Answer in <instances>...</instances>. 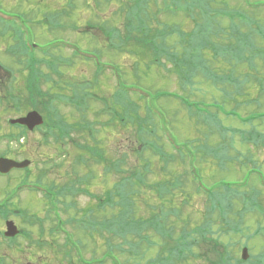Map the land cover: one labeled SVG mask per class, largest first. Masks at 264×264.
<instances>
[{
  "label": "rangeland",
  "instance_id": "obj_1",
  "mask_svg": "<svg viewBox=\"0 0 264 264\" xmlns=\"http://www.w3.org/2000/svg\"><path fill=\"white\" fill-rule=\"evenodd\" d=\"M213 6H216L218 10H231V19H236L234 24L239 28V32L237 36H233L232 32L235 26L231 21L226 19L215 20L214 22L217 21L219 30L213 32L216 35L210 34L212 36L211 42L214 43L215 40L225 47L239 40L242 49L239 52L222 51L215 58L211 47L205 48L201 52L205 60V67L208 68L207 73L206 75L203 73L204 66L198 63L201 70L192 78L180 74L176 60L170 59L168 61L167 58L161 57L162 64L155 63L152 58L153 55L152 57L149 56V48H143L145 47L142 45L144 44L143 41L140 42L142 44L139 42L132 44V48L135 45L139 49L134 54L125 44H122L119 50L111 51L107 40L108 33L111 32L112 34L111 27H122L123 17L126 15V11L120 10L121 4L117 0H112L111 3H106L103 0H0V14L8 15V11L27 19V24L30 27L27 25L29 30L24 27L26 31L25 41L28 38L35 46H43L51 40L60 42L65 39L82 56L99 52V56L94 55L102 64L108 67L115 64L114 71L120 81L126 86L134 84L137 87L136 90L142 93L144 107L155 106L156 113H160L164 117L169 131L181 142L180 144L185 145L183 150L193 153L192 162L196 161L195 158L201 157L200 164L195 165L193 170L197 177L201 176V182L206 183L207 187H211L217 181L243 182L246 180V174L252 166H254V171L264 175V142L258 146L259 149L255 147L260 141L264 140V0H247V2L244 0H216ZM161 21L168 24L170 28H173L174 25H180L184 30L190 31L193 27L191 21L187 20L182 23L181 19L176 17L171 19L162 16ZM218 32L219 35H217ZM125 33L120 32L118 34L120 37L117 35L116 40L123 42ZM125 36L129 37L130 34ZM176 39V36L167 37V48L181 53ZM12 47L13 43L9 34H5L0 27V66L2 68L0 77L6 78L9 73L5 72L13 70V77L16 79L11 82L17 83V90L24 91V78L16 71L18 57L13 53L8 55ZM15 50L20 54V47L15 48ZM162 51L165 50L162 49ZM259 51L263 53L262 57L258 55ZM71 52L70 49L67 51L62 50V52L59 51L55 55L61 54L62 56L71 57ZM147 54L148 57H145ZM37 56L43 57L39 53H37ZM138 56H141V61L137 62L136 57ZM252 57H255V59L253 60ZM20 58L23 62L25 61V56ZM86 62L85 58L82 57L76 60L72 69H70L71 67L66 68L68 75L63 81L67 83V87H69V83L83 82L84 85L85 82L92 79L93 65L86 64ZM18 64H21L20 61ZM21 65L24 66L23 63ZM104 74L100 77L99 88H93L90 92L101 95L105 100L109 98L113 100L112 95L116 94L117 78L111 70ZM5 85H7V81L0 84L1 92L8 96V92L11 90H6ZM49 86L43 85V91L48 92ZM121 87L127 93H132L137 98L140 97L138 93L128 92L124 85H121ZM54 91L64 95L69 94L68 89L60 87L55 88ZM12 92L19 95L17 91ZM22 95L24 97L23 92ZM184 103L188 106L193 105L192 113H189L187 108L184 107ZM7 106L4 101L0 104L1 123L5 126L3 130L5 133H9L10 128H12L8 129L9 120L17 116L16 113L11 114L12 111L9 112ZM23 107L24 105L22 109ZM103 107L100 103L88 102L89 109L85 112L86 120L88 122L99 121V124L93 127L94 131L97 132V141L93 139L94 144L89 142L88 140L92 136L85 132L74 134L70 144L66 147L64 160L55 161L59 164V169L54 167L53 161L58 158V152L63 147H60L57 144L59 142L56 140H46L42 137V133L30 134L27 138L29 144L12 145L14 149L26 146L25 155H31L32 166L29 170L32 175L31 180L44 185L54 183L58 186L63 198L65 194L73 196V192L63 190L64 186H78L79 183H82L78 180L79 176L85 178L89 174L96 175V179L92 181L89 188L94 194L103 197L104 192L107 191L106 189H113L117 184L120 174H115V172L105 173L104 165L95 164L93 161H88V164L87 161H84L82 165L79 162L80 157L84 156V159H88L89 154L86 150L90 145L100 147L105 156L112 161L121 162L123 164V167L120 168L121 171L132 172L133 168L139 167L138 162H135L137 157L133 155L139 145V142L135 140V131L125 133L107 126V118L100 117L97 114ZM115 108L118 109V107ZM61 112L69 120V124L78 121L80 118L71 106H66V109L65 106H62ZM204 120L207 121L204 123ZM86 128L88 130V126ZM248 135L251 140H244L242 143L240 136L245 138ZM4 143L1 144L2 147L8 146L6 142ZM161 144L165 152L172 153L164 142ZM206 155L208 158L205 157ZM152 161L158 166L157 159L152 157ZM105 165L107 166V164ZM173 168L179 173L188 169L179 167L177 163L173 165ZM257 176H252L250 186L253 185L259 190L262 197L260 207H262L264 205V190L261 189V185L264 186V183ZM161 177L159 173L154 176L151 175L147 183H154L160 180ZM15 179L21 181L24 179V175L20 174L19 177L12 175L9 179H0V202L4 200L6 193L11 194L16 189H11L15 186L13 184ZM136 188L140 191L138 186ZM189 190L191 195L194 194L193 187H189ZM76 200L80 207L93 205L96 202L86 195L77 197ZM134 202L133 216L137 219L148 220L151 213L148 212L146 203L155 204L154 198L143 192L134 198ZM11 209L26 210L24 213H27L29 218L25 215L26 219L11 217L10 220L12 219L19 229L32 231L33 239L36 236L39 237L41 226L43 227L45 246L40 251L34 247L30 248L29 243L19 237L16 240L18 246L14 247L16 249L11 250V243H7L0 236V259L2 257L6 258L4 264H62V258L51 251L54 245H50V243H53L55 238L51 237L49 230L46 231L52 224L50 221L45 220L50 208L44 201L43 195L22 191L13 200ZM117 212L118 209L110 210L107 217L112 214L115 215ZM183 212H185L182 216L184 219L186 214L191 217V223L187 227L188 230L194 229L204 221V216L209 214L206 197L204 195L201 198L195 197L191 207L184 208ZM35 216L38 220L45 221L39 223V226L36 223H30ZM61 217L63 220L69 218L67 214H61ZM98 219L101 223L93 237L84 238L71 225L66 227L67 233L72 232L77 240L80 239L77 241L78 243L86 245L85 251L83 250L84 256L87 259L99 258L106 251L108 245H114L118 251L117 253L126 264H140V259L123 256L127 253L120 249L121 245L117 244V238L105 239V237L112 234L103 226L104 219L102 215ZM175 221L173 219L172 226ZM182 228H185L183 223L174 227L173 232L176 237ZM213 228L216 233L215 238L218 237L221 243L229 245L227 256L232 257L234 260L231 264H256L258 258L264 254V212L262 210L257 209L254 214L245 218L242 234L237 236L228 235V231H225L219 222ZM0 231H5L3 220L0 221ZM102 231L108 233L105 232V235H103ZM61 239V237H58L60 243H63ZM152 239L154 241L156 239V243L149 241L143 248V252L148 250L145 258L142 259L143 262L140 261L145 262L144 264H147L151 259H156L158 254L165 249L161 245L156 248L155 244L159 245L160 240L154 236H152ZM244 245H247L249 249V258L246 261L241 257ZM55 248L56 251L61 252L60 245H55ZM207 249L208 243L203 244L200 242L195 249L198 259H195V261L189 259L190 261L185 264H215L218 262L219 257L222 256V250L218 249L216 255L203 256ZM73 260L76 261L75 258ZM106 264H110V262Z\"/></svg>",
  "mask_w": 264,
  "mask_h": 264
},
{
  "label": "trees",
  "instance_id": "obj_2",
  "mask_svg": "<svg viewBox=\"0 0 264 264\" xmlns=\"http://www.w3.org/2000/svg\"><path fill=\"white\" fill-rule=\"evenodd\" d=\"M103 1L111 3L112 0ZM215 1L216 0H117V2L121 4L120 10L126 11V15L123 17L124 23L122 27H111L112 34L110 32L107 36V40L110 44L109 48L111 51L119 50L120 46L125 44L134 54L137 52L136 50L139 49L135 45L132 48V44L134 42L140 43L143 41L144 44H140L145 46L143 47L144 49L149 48V56L152 57L153 55L152 58L155 63L161 65V57L167 58L168 61H170V59L173 61L176 60L180 74L186 77L191 76L189 78L194 77L195 74L200 72V65H203V73L206 75L208 68L205 67V60L201 52L205 48L211 47L215 58H217L222 51L228 52L231 50L239 52L242 49L239 40L238 44L233 45V43H231L230 46L225 47H223L222 43L215 40L214 43L211 42L212 36L210 34L219 30L217 21L214 22L215 20L226 19L233 24L236 20L231 19V10H218L216 6H213ZM244 1L247 2V0ZM162 16H167L171 19L176 17L181 19L182 23L189 20L193 24V27L190 31L184 30L180 25H174L173 28H170L168 24L161 21ZM25 22L27 23L28 21ZM234 26L232 34L233 36H237L239 28H237L235 24ZM0 27L5 34H9L12 40L13 47L9 52L18 57L16 60L18 66L16 71L24 78V91L17 90V83L15 82L7 83V85L4 86L6 90H11L8 94H14L12 91H17L21 96L14 100L15 104L23 105V100L26 106H35V104L38 103L36 108L50 119L51 115L55 116V113L51 112L56 111L58 104L68 102L70 106L81 113L79 121H75V124H69L70 129L67 135L70 141L73 137L72 132L77 131L78 128L81 130L77 131L75 134H79V132L89 133L90 136H92L90 137L92 141L93 139L97 141V132L94 131L93 127L98 125L99 121L88 122L85 112L89 109V101H94L95 103L100 102L104 107L98 111L97 114L100 117L107 118L106 125L110 128L122 130L125 133L135 131V140L139 142V148H137L133 154L137 157L135 162H138L139 167L133 168L132 172L125 170L121 171L120 168L123 167L121 162L118 163L119 161H112L110 158H107L97 146H88L86 152L89 154L90 159L94 161L95 164L104 165L105 173L115 172V174H120V179L117 184L113 189H108L103 197L94 194L90 190L89 187L92 181L89 182L90 180L87 178L79 177L78 180L82 183H79L78 186H64L63 190L70 193L73 192V196L65 194L63 198L59 192L58 186L52 183L51 190L57 191L55 199L57 202L56 204L59 203L60 206L63 207V210L68 213L69 218L60 222L54 219V217L51 218L48 214L51 219L52 227L46 229V231L49 230L51 237L53 236L55 238L53 239V243H50V245H54L51 251L55 252V245H60L57 235L63 234L62 228L65 226L71 225V227L77 229L84 238H89V236L93 237L95 235L94 233L98 231V227L101 223L98 218L102 215L104 219L102 222L103 226L112 234L105 237V239L117 238V244L121 245L120 249L127 253L123 255L125 257L132 256L134 259H140V261H142L148 251L143 252V248L147 242L154 241L152 239V236H154L160 240V244H155V247L157 248L161 245L162 248L165 247L166 252L164 249L163 252L161 251L158 254L156 259L149 260L150 262L148 261L149 263L147 262V264H185L190 261L189 259L195 261V259H198L195 249L200 242L203 244L208 243V249L203 256H207L208 254L216 255L218 249L222 250V256L219 257L218 262L215 264L233 263V258L227 256L229 254V245H224L220 242L218 237L215 238L216 233L213 230V226L219 222V224L224 227V230L228 231V235L236 236L242 234L245 218L254 214L257 209L262 208L260 207L262 197L259 190L253 187V185L244 187L246 185L238 186V184L228 181L214 182L209 189L200 179L197 181L195 175L192 176V172L189 171V169L183 170L182 173L177 172L174 170L173 165L177 163L179 167L187 168L188 155L184 153L185 151H180L177 155L173 153L174 150L172 151L165 142L164 135L160 129L158 131L156 121L153 114L150 113L148 106H143V97L140 96L137 98L135 95H130V93H127L121 86H119L118 91L116 90V94L112 95L113 100L110 98L105 100L104 97L101 98L95 92H90L93 88H99L100 77L105 75L103 67L99 65L94 69L92 79L85 82L84 85L83 82L69 83V87H67V83L63 80L68 75L66 68L71 67L70 69H72L77 60L75 53H73L71 57L62 56L61 54H57L58 56H56L55 54L59 51L62 52L63 48H60V42H58V40H51L47 42L44 47H38L44 54L43 57L35 56L32 42H27V39L25 41L24 32L17 23L12 21L6 22V20L0 19ZM120 32L125 33L123 35V42L115 38ZM126 34H130V36L126 37ZM217 35H219V32ZM118 36L120 37V35ZM169 36H176V43L181 53H178L177 50L172 51L167 48L166 40ZM17 47L21 48L20 54L15 50ZM162 49L165 51H162ZM93 54L99 56V52H93ZM262 54L263 53H259V56L262 57ZM24 56L25 61L23 62L20 57ZM140 57L141 56L136 57L137 62L141 61ZM145 57H148V54L145 55ZM19 61L21 64L23 63L24 66L18 64ZM198 63H200V65ZM5 73H9L10 76L6 74V78L16 79L13 77V70ZM43 85H50L48 92L43 91ZM122 85L126 88L124 83ZM131 86L133 87L132 89L136 90L134 84H131L130 87ZM58 87L69 90L68 98L67 95L54 91V89ZM22 92L27 93V96L23 97ZM46 96L48 97L45 98ZM40 104L44 105L41 106ZM115 107H118L119 110ZM189 108H192V106L187 107V109ZM87 126L88 130L86 128ZM47 128L49 134L59 139H62L66 134L63 122L56 126H54V124L51 126L47 125ZM163 142L172 153L164 151L163 145L161 144ZM152 157L158 160V166L153 163ZM205 157H207V155ZM196 159V163L198 164L199 161H201V157H197ZM84 161L87 160H85L83 156L80 157L79 162L82 164ZM105 164H107V166ZM157 173L162 176L160 180L148 184L147 181H149V177ZM95 179L96 175H93L92 180ZM136 186L139 187L140 191ZM189 187L194 188V194H190L191 191ZM143 192L151 195L156 202L151 205L146 203V208L148 212L151 213V217L148 220L137 219L133 216V208L135 207L134 198ZM83 195L90 197L96 202L93 203V205L80 207L76 198ZM203 195H205L207 199V210L209 214L204 216V221L201 224L197 225L194 229L188 230L187 227H189L191 223V217L186 214V218L184 219L182 217L185 213L183 210L184 208L191 207L195 197L201 198ZM53 198H55V195H53ZM235 202L237 203L235 204ZM237 204L238 206L236 207ZM114 209H118L117 214H112L110 217H107L109 211ZM262 212H264V208H262ZM173 219L176 221L172 226L171 223ZM34 220H36L37 223L39 222L36 217ZM39 223H43V221ZM181 223L184 224L185 228H182L179 231V235L176 237L173 229ZM107 231H102V234L105 235ZM40 232L39 237L31 239L30 241V244L34 245V248L39 251L45 246L43 242L45 233L43 234L44 229L42 226ZM26 236L32 238V233L30 232ZM77 241H73L72 236L67 234V236L64 237L63 243L66 248H72L73 246L78 248L79 246L81 250L85 251L86 245H82ZM117 252L114 245H108L106 251L103 252L102 256L99 258L93 257L91 259H84L82 255L78 253V263L106 264L111 261V264H126ZM59 253L63 254L64 260H66L65 262H68V264H77V262L70 259V257L66 259L67 254L64 248L63 252ZM5 260V257L1 258L0 264H4ZM140 261V264L145 263Z\"/></svg>",
  "mask_w": 264,
  "mask_h": 264
},
{
  "label": "flooded vegetation",
  "instance_id": "obj_3",
  "mask_svg": "<svg viewBox=\"0 0 264 264\" xmlns=\"http://www.w3.org/2000/svg\"><path fill=\"white\" fill-rule=\"evenodd\" d=\"M1 70L2 69L0 68V75L2 74ZM12 80L13 79H11V78H8V80H7V78L0 77V84L1 83H5L6 81H7V83H10ZM25 96H27V93H24V97ZM17 97H21V96L20 95H16V94H9L8 96H6L5 94H3L1 92V86H0V104H2V102L4 101L8 105L7 106L9 108L8 111L10 112V110H11L12 111V112H10L11 114H14V113L17 114V116L11 118L9 120V122L11 120H13V119H18V118L24 117V116H26V114H28V113H30L32 111H37L34 108H36L38 106V103H36L35 106H28V108L26 110H23L22 107H21V104H15V102H14V100ZM47 97L48 96H46L45 98H47ZM9 101H10V103H8ZM40 105L43 106L44 104H40ZM51 113H53V112H51ZM41 115H43V117L46 116L44 113H42ZM57 117H59V115ZM1 120L2 119L0 117V159L4 158V159L13 160V161H16V162H23V161H25L27 159L31 160L30 159L31 155H25V153L27 151V149L25 148L26 146H23V148H20V149H18V148L14 149L12 147V145H20V146H22L23 143H26L27 138L30 136V134H41L40 130H38V128H36V129H34V131L31 132V131H28L26 127H23V126H20V125H11V123H10L9 126H8V129L10 127H12V128H10V132L9 133H5L3 131L5 129V126L1 123ZM58 122H59L58 120L55 121L54 126H56L58 124ZM21 132L26 133V136L21 138L19 141L9 142V140L7 138L8 136H13L14 138H17ZM6 138H7V140H6ZM4 142H6L8 146L2 147L1 144H5ZM16 172H19V173H16ZM20 174L24 175V179L31 176L30 171L21 170V169H13L8 174H1L0 173V179H9V177L12 176V175H14V177H19ZM21 181L19 179H15L13 181V184L15 186L17 185L18 191L21 189ZM11 189H13V187H11ZM11 194L6 193V196H10ZM13 195L17 196V191H13Z\"/></svg>",
  "mask_w": 264,
  "mask_h": 264
},
{
  "label": "water",
  "instance_id": "obj_4",
  "mask_svg": "<svg viewBox=\"0 0 264 264\" xmlns=\"http://www.w3.org/2000/svg\"><path fill=\"white\" fill-rule=\"evenodd\" d=\"M14 123H20L22 125H28L31 129L33 127H35L38 124H41L42 119L39 115H37L36 113H31L29 114L26 118L21 119V120H17V121H13ZM29 165V162H24V163H15L13 161H8V160H0V171L1 172H8L10 171L12 168H25ZM7 236H15L17 234V229L14 226V224L12 222H8L7 223ZM248 258V252L247 249L243 250V259H247Z\"/></svg>",
  "mask_w": 264,
  "mask_h": 264
}]
</instances>
